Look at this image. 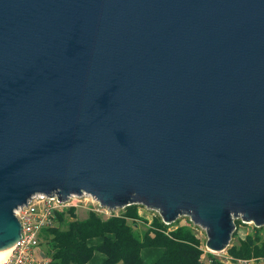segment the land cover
I'll use <instances>...</instances> for the list:
<instances>
[{
    "label": "water",
    "instance_id": "95a60500",
    "mask_svg": "<svg viewBox=\"0 0 264 264\" xmlns=\"http://www.w3.org/2000/svg\"><path fill=\"white\" fill-rule=\"evenodd\" d=\"M264 226V0H0V250L35 193Z\"/></svg>",
    "mask_w": 264,
    "mask_h": 264
},
{
    "label": "trees",
    "instance_id": "16d2710c",
    "mask_svg": "<svg viewBox=\"0 0 264 264\" xmlns=\"http://www.w3.org/2000/svg\"><path fill=\"white\" fill-rule=\"evenodd\" d=\"M140 206H125L119 214L107 218L88 212L85 218L77 219L73 207L58 213L55 224L40 234L47 246L44 252L49 264H89L96 252L103 255L96 264H144V248L162 250L151 264H225L212 252H204L191 227L174 222L166 225L159 214L152 216L143 236H137L133 226L138 220L148 223L139 214ZM239 222L235 220V226ZM263 229L259 227L254 234L240 237L236 244L228 245L225 253L234 258H264V240L260 236ZM95 239L98 241L93 242Z\"/></svg>",
    "mask_w": 264,
    "mask_h": 264
},
{
    "label": "built area",
    "instance_id": "2783aa9c",
    "mask_svg": "<svg viewBox=\"0 0 264 264\" xmlns=\"http://www.w3.org/2000/svg\"><path fill=\"white\" fill-rule=\"evenodd\" d=\"M87 203L88 206H86ZM70 207L76 210L79 207H86L89 212H96L104 218L111 216L114 210L101 206L95 197L85 192L69 194L67 200L60 199L55 192L50 195L35 193L25 204L14 210V215L21 225L22 236L19 242L11 246L8 256L0 260V264H49V257L40 248V234L42 230L55 224L58 213ZM204 252L209 251L205 249ZM221 260L225 264H264V258H234L227 253Z\"/></svg>",
    "mask_w": 264,
    "mask_h": 264
},
{
    "label": "rangeland",
    "instance_id": "374dc122",
    "mask_svg": "<svg viewBox=\"0 0 264 264\" xmlns=\"http://www.w3.org/2000/svg\"><path fill=\"white\" fill-rule=\"evenodd\" d=\"M139 204V203H137ZM141 205V204H139ZM86 206H88V203L86 204ZM123 209L117 208L114 209L112 211L113 214H119ZM89 210L86 207H79L76 210L75 216L77 219H83L87 216ZM139 214L140 216H142V218L146 219L148 223H145L144 221L138 220L137 224H135L133 226L134 230H135V234H137V236L142 237L143 236V231L146 230L147 225L149 224V222L152 220V216L155 214H158V210L154 209V208H148L144 205H141L139 208ZM103 217V215H102ZM240 220L239 224H237L235 226V232L236 235H231L229 244H236L238 239L240 237H244L247 234H254V232L257 230V228L255 225L251 224V223H244L242 221V219H237ZM235 222V221H234ZM173 224H186L189 227L192 228L193 232H195L197 234V236L200 238L201 240V245L200 247L203 248V250H207L206 246H205V242L207 240V234L205 232V229L202 228L201 226H199L198 224H194L191 222L190 218L188 216H181L179 217ZM260 236L262 237V239L264 240V229L260 231ZM98 241L97 239H95L93 242ZM40 248L43 251H47V246L45 244L44 239L41 240L40 242ZM162 252V250L160 248H153V249H148V248H144L142 250V258H143V263L144 264H151L153 262V260L155 258H157L160 253ZM213 253V252H212ZM225 252H221V253H213L214 255H216L219 259H222V256L225 255ZM103 258V255L99 252L95 253L94 258L89 262V264H96L98 263L101 259ZM257 264V263H256Z\"/></svg>",
    "mask_w": 264,
    "mask_h": 264
},
{
    "label": "bare ground",
    "instance_id": "6f19581e",
    "mask_svg": "<svg viewBox=\"0 0 264 264\" xmlns=\"http://www.w3.org/2000/svg\"><path fill=\"white\" fill-rule=\"evenodd\" d=\"M10 250H11V247L0 250V260L5 259L8 256Z\"/></svg>",
    "mask_w": 264,
    "mask_h": 264
}]
</instances>
